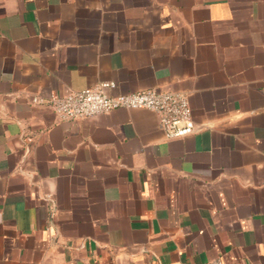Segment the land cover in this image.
Here are the masks:
<instances>
[{
  "label": "crops",
  "instance_id": "1",
  "mask_svg": "<svg viewBox=\"0 0 264 264\" xmlns=\"http://www.w3.org/2000/svg\"><path fill=\"white\" fill-rule=\"evenodd\" d=\"M188 95L59 119L35 95ZM264 264V0H0V264Z\"/></svg>",
  "mask_w": 264,
  "mask_h": 264
},
{
  "label": "built area",
  "instance_id": "2",
  "mask_svg": "<svg viewBox=\"0 0 264 264\" xmlns=\"http://www.w3.org/2000/svg\"><path fill=\"white\" fill-rule=\"evenodd\" d=\"M115 87V82H101L67 94L53 92L49 97L35 95L32 102L50 105L61 120L90 118L121 107L145 108L158 114L160 127L169 139L185 137L196 131V123L186 93L149 88L126 94H113L111 90ZM201 264L226 263L223 258H217Z\"/></svg>",
  "mask_w": 264,
  "mask_h": 264
}]
</instances>
